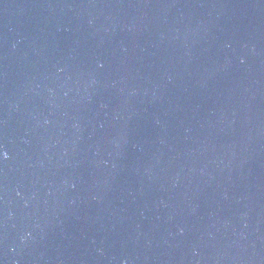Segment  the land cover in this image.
<instances>
[{"label":"water","instance_id":"obj_1","mask_svg":"<svg viewBox=\"0 0 264 264\" xmlns=\"http://www.w3.org/2000/svg\"><path fill=\"white\" fill-rule=\"evenodd\" d=\"M0 264H264V0H0Z\"/></svg>","mask_w":264,"mask_h":264},{"label":"snow or ice","instance_id":"obj_2","mask_svg":"<svg viewBox=\"0 0 264 264\" xmlns=\"http://www.w3.org/2000/svg\"><path fill=\"white\" fill-rule=\"evenodd\" d=\"M0 155H2L3 158H6V153H0Z\"/></svg>","mask_w":264,"mask_h":264}]
</instances>
